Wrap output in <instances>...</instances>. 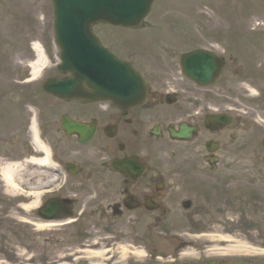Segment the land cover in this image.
Here are the masks:
<instances>
[{"label": "flooded vegetation", "instance_id": "obj_1", "mask_svg": "<svg viewBox=\"0 0 264 264\" xmlns=\"http://www.w3.org/2000/svg\"><path fill=\"white\" fill-rule=\"evenodd\" d=\"M232 26L199 39L215 83L189 87L166 46L167 76L138 106L48 94L47 79L67 77L57 69L28 87L35 54L19 52L27 66H9L8 79L23 86L7 92L16 107L0 133V264H264V233L211 219L237 180L264 176V133L252 137L264 33ZM101 40L139 70L135 34Z\"/></svg>", "mask_w": 264, "mask_h": 264}, {"label": "rangeland", "instance_id": "obj_2", "mask_svg": "<svg viewBox=\"0 0 264 264\" xmlns=\"http://www.w3.org/2000/svg\"><path fill=\"white\" fill-rule=\"evenodd\" d=\"M53 23L51 0H0V69L5 71L6 63L10 59L22 61L25 54L19 52L32 50V38L33 42L42 43L55 56L58 48L54 42ZM145 23L149 24L147 29H135L136 37L146 41L150 31H153L158 34L157 40L168 43L169 47L182 53L200 43L197 28L202 25L208 32L217 27L225 29L229 24H235L237 27L241 25L243 29L254 28V31L248 32L255 33V29L264 32V0H155ZM30 24L35 30L32 31L35 37L26 35L29 33L27 26ZM104 28L101 24L95 26L96 32L100 34ZM112 31L116 32V29L113 28ZM123 32L133 33L127 29H123ZM139 52L137 64L143 67L148 80L153 84L164 81L167 76L163 72L166 68L165 61L161 60V66L150 64ZM158 53L155 49L154 54ZM3 87L7 88L8 84L5 83L4 74L0 70V98L4 94ZM13 104H6V100L0 103V128L7 129L10 121L6 110H13L16 107ZM258 132L253 130L252 137ZM252 193L260 195L259 204L256 206L247 203L249 198L246 196L245 185L232 186L228 191L229 199L225 200L226 206H223L219 216L217 208H212L211 219L218 221L222 226H230L237 234L243 235L250 230L251 236L259 240V232L264 233V179L254 184ZM222 204L223 201H220V205Z\"/></svg>", "mask_w": 264, "mask_h": 264}, {"label": "water", "instance_id": "obj_3", "mask_svg": "<svg viewBox=\"0 0 264 264\" xmlns=\"http://www.w3.org/2000/svg\"><path fill=\"white\" fill-rule=\"evenodd\" d=\"M53 1L57 42L62 50L61 69L63 72H74V77L65 82H58L57 87L51 90L57 94L72 96L74 86L86 80L96 92L94 97L104 96L118 100L123 96L116 93L118 88L126 93H134L135 90V95H140L143 92L141 78L133 71H127L126 67L125 71L122 63L99 46L90 32V26L101 19L117 25H135L147 14L151 0ZM206 60V56L192 53L184 59L183 68L193 79L206 77L209 75ZM83 70L90 71L91 82L85 77L88 75Z\"/></svg>", "mask_w": 264, "mask_h": 264}, {"label": "bare ground", "instance_id": "obj_4", "mask_svg": "<svg viewBox=\"0 0 264 264\" xmlns=\"http://www.w3.org/2000/svg\"><path fill=\"white\" fill-rule=\"evenodd\" d=\"M34 49L38 53V60L34 64L35 71L38 72V71H40V69H42L46 65V60H45V56L43 54V48L40 45V43L35 42L34 43Z\"/></svg>", "mask_w": 264, "mask_h": 264}]
</instances>
